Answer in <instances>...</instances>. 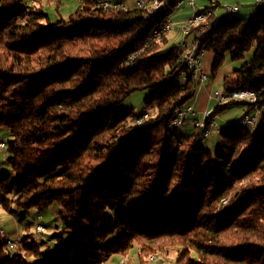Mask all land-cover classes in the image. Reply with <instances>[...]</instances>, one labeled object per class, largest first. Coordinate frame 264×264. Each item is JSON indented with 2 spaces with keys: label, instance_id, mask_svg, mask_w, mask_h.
Returning a JSON list of instances; mask_svg holds the SVG:
<instances>
[{
  "label": "trees",
  "instance_id": "16d2710c",
  "mask_svg": "<svg viewBox=\"0 0 264 264\" xmlns=\"http://www.w3.org/2000/svg\"><path fill=\"white\" fill-rule=\"evenodd\" d=\"M102 1L127 7L101 9ZM132 1L79 0L67 18L52 19L45 8L58 12L62 0H0V129L10 136L0 149V207L33 209L43 225L41 214L56 205L60 223L47 241L23 238L15 253L0 228V264L108 256L150 264L172 253L170 264H264V125H241L264 106V5L250 18L200 23H217L196 37L212 56L207 76L253 48L221 85L223 94H257L250 104L215 103L207 123L235 105L245 111L239 126L219 128L210 149L199 145V129L169 126L175 108L194 98L182 50L165 49V38L145 45L184 0H159L168 10L149 15ZM138 90H149L146 106H155L140 124L121 105Z\"/></svg>",
  "mask_w": 264,
  "mask_h": 264
},
{
  "label": "rangeland",
  "instance_id": "374dc122",
  "mask_svg": "<svg viewBox=\"0 0 264 264\" xmlns=\"http://www.w3.org/2000/svg\"><path fill=\"white\" fill-rule=\"evenodd\" d=\"M68 0H62L60 10L57 12L54 7L51 4H48L45 8L46 12L49 14V16L52 19L55 18H67V16L75 10L77 4L79 3V0H73L71 2H67ZM198 1V0H197ZM196 1V10H200L201 7H199V1ZM218 1L220 8L218 9L217 15L225 13L224 6H237L238 11L227 14V18L232 17H242V18H250L254 12L256 11V6H254L250 2V5L243 4L244 0H215ZM134 0L132 1V3ZM248 2V3H249ZM190 9V8H189ZM173 12H171L170 17L171 19L176 23L174 30L172 33L167 36L165 39L168 40V45L165 46V49L170 45H178V43L182 40L181 32H180V22L176 21L173 17ZM195 13V11H192V14ZM190 14V15H192ZM161 41V40H160ZM188 42L191 41V38L187 39ZM181 49V48H180ZM252 51L247 52L245 54V59L233 62L230 64H233L235 68H238L241 66L245 61L250 59L252 56ZM228 65L226 63L224 66ZM233 69V68H232ZM231 69V70H232ZM222 70V69H221ZM220 70V71H221ZM215 87L213 88L214 91H220L222 92V85L221 83L215 82ZM199 89V86L197 87L196 91ZM211 92V94L213 93ZM149 90H138L133 93H131L123 102L122 106L126 111H132L136 115H140L145 112L146 109L151 112L155 110V106L151 105L150 107L146 106V100L148 98ZM216 102H213L211 104V107L209 109V113L213 111V108L215 106ZM217 104V103H216ZM195 109V108H194ZM245 111V107L242 105H235L230 107L229 109L225 110L222 113H219L216 115L215 122L218 125V128H221V130H228L231 129L234 126H239L240 124V118L242 117L243 113ZM255 116V126L251 128L254 132H256L262 125H264V106L260 109H257L252 113ZM199 120L202 122L205 118L204 114H198ZM179 130L181 127H178ZM192 130V127H191ZM189 133V132H187ZM9 133L8 131L4 129H0V141H6L9 139ZM200 146L207 147L210 149H214L218 146L220 143V138L217 131H213L208 135V138L205 140H200L199 142ZM1 149V148H0ZM5 155L4 151L0 150V170H7V165L4 162ZM12 212H5L0 207V228H2L6 235L9 237L8 239L15 242L16 246L19 245L20 240L27 237L28 240H33L36 243L44 242L49 239V236L51 232L54 230L55 226L60 225L59 219H58V207L56 205L49 208L47 211L41 214V221L43 225L37 224L36 217L37 213L35 210L30 209L28 211L19 210L17 208L11 207L10 208ZM40 217H38L37 220H39ZM15 246V247H16ZM11 249L12 253H15L18 251V248ZM136 251V250H134ZM134 251L131 252L134 254ZM131 257V256H130ZM125 258H121L120 256H108L105 257L101 264H122V261ZM174 259V254L172 253L170 255V258H164L163 256H157L152 255L148 262L150 264H170V262ZM126 261V259H125Z\"/></svg>",
  "mask_w": 264,
  "mask_h": 264
},
{
  "label": "built area",
  "instance_id": "2783aa9c",
  "mask_svg": "<svg viewBox=\"0 0 264 264\" xmlns=\"http://www.w3.org/2000/svg\"><path fill=\"white\" fill-rule=\"evenodd\" d=\"M196 1L197 0H184L177 3L174 10H177L182 4H187L188 7L192 9L195 13L192 16L184 19L180 22V32L182 36V40L178 43V46L181 48L182 53L181 57L186 63L188 72L192 75L193 80L195 81V86L193 88L194 92L198 86H203L205 81L207 80V74L203 70L202 59L205 54V50L203 47L199 45L198 37L199 34L205 29V25H210L211 22H207L204 26L199 23V16L201 14H209V17L215 15L220 8V5L215 0H210L208 5L202 7L200 10H196ZM154 9L149 14H154L158 11L160 7H165V5H158L157 0H153ZM264 0H252V4L254 6H259L262 4ZM146 3V0H134V7L141 10V6ZM125 3L115 2V1H102L99 2V8L101 9H111L118 10V8H126ZM224 11L226 12H235L238 10L237 6H224ZM145 14V15H149ZM172 25H176V23L171 19L170 15L168 18L161 21L158 25H156L152 31L150 32L149 37L147 38L146 44L155 43V36L162 34L163 31H166V28H169ZM195 28L194 31V40L191 42L187 41V37L190 34L191 29ZM145 44V45H146ZM132 57V56H130ZM129 57V58H130ZM210 99L216 103L222 104L227 101H242L245 103H254L257 100V94L251 91H237L233 94L227 95L223 94L220 91H214L210 94ZM196 113L191 105L183 106L175 108L173 111V115L169 121V126L171 128L182 127L184 124L188 123L192 125L194 128L199 129L202 133L203 139H207L208 135L214 130L217 131L218 125L214 119H211L208 123L204 120L201 122L199 119L195 118ZM150 117V112L145 111L140 116L135 119V122L140 124L142 121L148 119ZM242 122L247 124H255V116L244 115L241 119ZM1 149L4 148L5 144L0 142Z\"/></svg>",
  "mask_w": 264,
  "mask_h": 264
},
{
  "label": "crops",
  "instance_id": "0c3cea01",
  "mask_svg": "<svg viewBox=\"0 0 264 264\" xmlns=\"http://www.w3.org/2000/svg\"><path fill=\"white\" fill-rule=\"evenodd\" d=\"M71 1H73V0H71ZM71 1L68 0L67 2H71ZM198 1H199V7L202 8V7L206 6V5H208L210 0H198ZM249 1L250 0H244L243 4L250 5ZM251 3H252V0H251ZM189 8L190 7H188L187 4H182L177 10L174 11V13H173L174 17L173 18L176 21L181 22L184 19L192 16V15H190V14H192V9L191 8L189 9ZM221 15H223V13L219 14V16H221ZM211 61H212L211 54L210 53H206L203 56V59H202V66H203L204 70L207 73L209 72ZM233 67H234L233 64L228 63V65L224 66L221 71H218V73L216 74V76L213 79L209 78L207 76V80L205 81L203 86H199V89L197 91L195 90L194 98H193V100H192V102L190 104L193 107V109L195 108L194 111L197 112L195 118L199 119L198 114H201V113L202 114L205 113V117L208 115L209 109L211 107V104L214 102L209 97L211 92H213V88L215 87L214 83L215 82L221 83L223 77L228 75L229 73H231V71H232L231 69ZM191 127H192V125L186 123L180 128V131L182 133L186 134L187 132H191L192 131Z\"/></svg>",
  "mask_w": 264,
  "mask_h": 264
},
{
  "label": "bare ground",
  "instance_id": "6f19581e",
  "mask_svg": "<svg viewBox=\"0 0 264 264\" xmlns=\"http://www.w3.org/2000/svg\"><path fill=\"white\" fill-rule=\"evenodd\" d=\"M157 4L158 5H164V2H162V1H159V0H157ZM261 5H264V2H262V4H260L259 6H261ZM98 6H99V4H98ZM165 8H167V7H160L159 9H158V11L159 10H163V9H165ZM153 9H154V2H153V0H146V3H144L142 6H141V11H143V13H145V14H149V13H151L152 11H153ZM118 10H126V8H118ZM166 10V9H165ZM168 10V9H167ZM166 10V11H167ZM236 12V11H235ZM227 14H231V13H234V12H226ZM167 14V13H166ZM169 17V15L166 17V18H168ZM165 18V19H166ZM209 18V14H201L200 16H199V23H202V22H204L206 19H208ZM206 24H207V22H206ZM217 25V23H216V21H213V22H211L210 23V25H205V29L201 32V34H199L198 35V38L199 39H203V38H206V36H207V34H208V32H209V30H211L212 28H214L215 26ZM174 28H175V25H172V26H170L169 28H166V31H163L162 32V34H160V35H156L155 36V42L156 41H159V40H161V39H164V38H166L167 36H169L171 33H172V31L174 30ZM150 35V34H149ZM199 42V41H198ZM149 44H151V43H148V44H146V45H149ZM140 116V115H139ZM241 125H243V126H250V127H252V126H254V124H247V123H244V122H242L241 121ZM193 127V126H192ZM194 128V127H193ZM217 132H219V129L217 130ZM0 142H2V141H0ZM4 143V142H3ZM0 148H1V145H0ZM3 234V233H2ZM8 245L10 246V247H15L16 246V244H15V242H13V241H11V240H9L8 239Z\"/></svg>",
  "mask_w": 264,
  "mask_h": 264
}]
</instances>
